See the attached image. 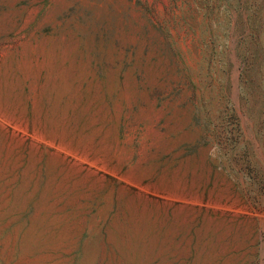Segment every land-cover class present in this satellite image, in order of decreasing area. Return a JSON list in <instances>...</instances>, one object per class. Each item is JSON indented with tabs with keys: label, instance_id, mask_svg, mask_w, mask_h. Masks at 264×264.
<instances>
[{
	"label": "rangeland",
	"instance_id": "1",
	"mask_svg": "<svg viewBox=\"0 0 264 264\" xmlns=\"http://www.w3.org/2000/svg\"><path fill=\"white\" fill-rule=\"evenodd\" d=\"M0 264H264V0H0Z\"/></svg>",
	"mask_w": 264,
	"mask_h": 264
}]
</instances>
